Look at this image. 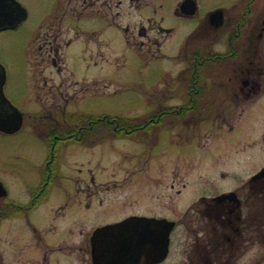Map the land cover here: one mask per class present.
Instances as JSON below:
<instances>
[{
  "label": "flooded vegetation",
  "instance_id": "flooded-vegetation-1",
  "mask_svg": "<svg viewBox=\"0 0 264 264\" xmlns=\"http://www.w3.org/2000/svg\"><path fill=\"white\" fill-rule=\"evenodd\" d=\"M17 1L21 7L18 15L21 16L19 22L14 27L0 29V32L17 29L28 19L29 10L25 2ZM123 1L126 0H50L47 12L38 19L33 27H37L41 21L46 20L49 21V24H53L55 44L52 46L50 41L47 49L53 51L55 55H59L61 52L57 37L58 39L65 38V44L68 45L70 40L78 37L77 29L82 31L81 40L86 42L96 39L112 40L114 37H119L120 34L124 35L126 41L130 36H138L139 42L135 43L138 46L136 49L152 55L159 51L167 56H175L165 51L173 49L174 42L184 38L182 49L176 54H179V58L185 64L177 69L173 80L170 79L171 73L165 72L164 92L167 94L164 97L165 105L146 113L136 122L131 118H123L124 122L110 119L107 122L112 126L105 127L102 121L95 123V120H102V118L97 117L90 120L92 117H86L77 118V123L73 125L33 129V134L43 142L44 148L41 152V164L35 167L34 185L27 187L23 181L20 185L17 184V191H20V196H24L25 200L18 201L10 198L8 184L0 181V193H2L0 194L2 198L0 221L4 225L16 221L23 224V228L27 232L26 237L15 239L17 235L6 229L4 245L0 248V261L7 258L5 255L7 247H10L9 252L12 255L10 259L17 260L21 253L19 247L28 244L33 247L35 245L43 247L42 264H49V255L70 253L76 247L81 249L82 257L86 258L85 264H89V240L92 230L83 232L82 228H78L81 223L77 217H81V213L77 216L70 210L68 211L67 207L71 203L70 200H76V204L81 209H87L90 206V197L96 193H91L92 188L90 187L96 184L95 177L92 174L87 175L89 171H85L82 167L75 168V176L69 175L67 170L71 166H67L65 163H69L68 159L92 162L94 158L100 157L102 154L97 149L98 147L94 148L96 143L108 137L118 142L117 146H120L121 151L128 152L127 160L124 157L117 162L127 161L129 164L133 157H139V161H142L143 164L148 162V165H152V162L156 161L153 160L157 156L155 153H160V160L164 163L163 177L154 179L155 188L150 183V177L144 178L145 185L140 192L145 195L146 203L155 209L151 216L165 217L175 221L171 233L178 225H184L190 231L192 229L196 233L199 232V229L192 228L193 218L191 216L204 223L205 228L203 229L208 233V241H204L199 236L193 240L194 248L203 245L200 248L209 247L211 249H203L199 253L198 258L202 260L203 264L215 262L216 249L231 250L239 246L246 224L244 209L249 208L250 216H252L255 211L253 209L255 203L257 205L255 214L259 217L262 211L264 163L240 186L224 189L216 194H201L191 200L186 204L180 218L173 219L166 215L170 200L171 205L177 208L181 196L191 184H194L195 181L205 183L194 176L188 181L176 180L172 176L169 178L168 173V168H172L175 175L184 166L194 168L196 161H190L188 157L196 158L200 154L199 146L201 147V145L195 143V140L200 133L201 120L219 119L218 117H221V113L224 112L217 111L218 108L229 107L232 109L233 105L237 103H242V116L245 111L247 113L251 110L247 111L249 104L253 106V104L264 100V59L261 58L260 51L262 49L258 42V40L262 41L264 37V0H234L230 6L213 5L209 9H204L203 0H164V2L159 1L156 4L155 1L150 2L149 0H131V4L124 7H128L130 11L137 10L140 15V20L133 23V28H130L129 23L124 25L121 23ZM62 24H71L75 28L63 29ZM185 28V32L178 34ZM150 34H154L156 38L164 39L161 43L155 41L157 45L160 43V47L155 46L154 50L143 48L145 39L149 38ZM207 39L208 41H206ZM220 42H223L224 50L216 48ZM39 49L41 50V47ZM86 51L88 50L86 49ZM166 58L168 59V57ZM170 86L180 88L179 99L173 105H169L173 101L167 102L172 98L168 96ZM215 89L221 94H211L210 90L214 92ZM24 100L27 101V99ZM24 100L23 103L21 102L22 107L25 103L29 106V103ZM22 107L8 95L6 71L4 65L0 63V122L6 127V129L0 128V133L12 134L21 130L25 112ZM229 115L230 112L226 114L228 117ZM15 119L20 120L19 126L8 130L7 126L17 125L14 122ZM221 119L223 124H216L217 126L228 125L225 123L226 118ZM55 123L57 124V120ZM93 123L96 126H92ZM219 127L217 129H220ZM227 129L231 131V126ZM37 130L38 132H36ZM178 131L191 132L187 142L180 141V139L171 140L169 135ZM244 137L246 141L243 142V147L256 144L258 150L264 151L263 129L255 133L254 136L244 134ZM178 140L179 142H175ZM183 147L187 148L185 158ZM121 151H117L116 157H121ZM169 153L171 155L177 153L175 161L170 159ZM35 155L38 156V152ZM87 155L90 158H86ZM101 157L103 158L104 154ZM255 174L257 175L253 177L252 175ZM132 184L133 187H136L133 180ZM99 185L101 187L102 183ZM155 190H157L156 193H153ZM158 190L162 191L161 194ZM55 197H58L56 198V200L58 199L57 203ZM40 210L45 227H49L46 222L51 221L53 215L61 216L63 213L64 218L60 219L61 224L58 225V229L63 231L74 228L80 235L77 245L65 244L61 240L53 243L45 242L40 230L41 223L38 222L39 225H37L36 220H32V214ZM131 215L140 214L133 213ZM44 231L54 233L53 228H46ZM171 233L166 258L170 256ZM48 241L52 240L48 239ZM186 257L189 262L194 261L190 252H187Z\"/></svg>",
  "mask_w": 264,
  "mask_h": 264
},
{
  "label": "rangeland",
  "instance_id": "rangeland-1",
  "mask_svg": "<svg viewBox=\"0 0 264 264\" xmlns=\"http://www.w3.org/2000/svg\"><path fill=\"white\" fill-rule=\"evenodd\" d=\"M23 1L29 10L28 19L17 29L0 32V63L4 65L6 71V91L20 107H22L24 99H27L24 101L29 103V106L25 103L22 107L25 112L21 130L12 134L0 133V181L8 184L10 198L18 201H24L25 198L20 196L19 190L17 191V184L20 185L23 181L27 187H32L35 181V167L41 164V152L44 145L33 134V129L73 125L77 123V118L82 119L102 114L131 118L136 122L146 113L165 105L164 97L167 95L164 92L165 72H170V79L173 80L177 69L185 64L179 58V54H176L182 49L184 38L174 42L172 51H165L175 56H167L159 51L152 55L136 49L138 46L135 43L139 42L138 36H130L126 41L124 35L120 34L119 37H114L112 40L96 39L86 42L81 40L82 31L79 29H77L78 37L70 40L68 45L65 44V38L58 39L57 37L58 47L64 53L60 52L59 55H55L53 51L47 49L50 41L52 46L55 44L53 24H49V21L46 20L41 21L37 27H33L38 19L47 12L50 0ZM149 1H155V4L159 1L164 2V0ZM233 2L234 0H203L202 5L204 9H209L213 5L230 6ZM129 4H131V0L122 3L121 23L123 25L129 23L130 28H133V23L140 20V15L137 10L130 11L128 7H124ZM157 19L159 18L157 17ZM61 27L68 30L75 28L71 24H62ZM185 30L186 28L178 34H182ZM63 32L66 33L65 30ZM155 41L161 43L164 39L156 38L154 34H150V37L145 39L143 48L154 50L155 46L160 47V43L157 45ZM258 42L262 49L260 51L261 58L264 59V37L262 41L258 40ZM223 47V42L216 45V48L224 50ZM31 86L33 88H30ZM215 90L214 92L210 90L211 94H221L217 92V89ZM179 95L180 88L170 86L168 96L172 98L167 102H173L169 105L175 104ZM249 105L247 111L251 110L247 113L245 111L242 116V103H237L233 105L232 109L229 107L218 108L217 111L224 112L221 113V117H218L219 119L201 120L200 133L195 140V143L201 145V147L199 146L200 154L196 158L188 157V160L196 161L194 168L184 166L176 175L173 174L172 168H168V173L169 178L172 176L176 180L188 181L194 176L205 183L195 181L194 184H191L181 196L177 208L171 205L172 202L169 199V209L166 211L168 217L180 218L186 204L201 194H216L221 190L240 186L264 163V151L258 150L256 144L242 146L246 141L244 134L254 136L262 129L264 131V100L253 104V106ZM229 112L228 117L226 114ZM221 118H226L225 123L228 125L217 126L223 124ZM55 120H57V124ZM103 125L106 126L109 123L104 121ZM230 126L231 131L227 129ZM218 127L220 129H217ZM190 135L191 132L178 131L177 133L172 132L169 137L171 140L180 139V141L187 142ZM175 142H179V140ZM96 144L94 148L98 147L97 149L104 154L103 158L101 154L92 162L68 159L69 163H65L67 166H71L67 170L69 175L75 176V168L82 167L85 171H89L87 175L92 174L95 177L96 184L90 187L92 188L91 193H96L90 197V206L87 209H81L76 204V200H70L71 203L69 202L70 205L67 207L68 211L70 210L77 216L81 213V217H77L81 223L78 228H82L83 232H89L103 224L120 221L133 213L141 216L154 214L155 209L146 203L145 195L140 191L145 185L144 178L150 177V183L155 188L154 179L163 177L164 163L160 160V153H155L157 156L153 160L156 161H153L152 165H148V162L143 164L142 161H139V157H133L131 163L128 164L127 161L117 162L124 157L127 160L126 157L129 155L128 152L121 151L120 146H117L118 142L111 137ZM118 150L121 151L119 158L116 157ZM182 151L185 158L187 148L183 147ZM36 152H38V156L35 155ZM169 155L171 160H176L177 153H173V155L169 153ZM86 158H90V156L87 155ZM132 180L136 187H133ZM100 183H102L101 187ZM158 191L161 194L162 191ZM56 198L58 197H55V200ZM1 203L2 198L0 197V208ZM256 208L257 205L254 203L255 211L252 216H250L249 208L243 211L246 215V224L239 246L237 245V248L231 250L216 249V259L212 264H264V200L259 217L255 214L257 213ZM40 214L41 210L34 212L32 220H36L37 225H39L38 222L42 224H40V230L45 242L53 243L61 240L65 244L77 245L80 235L74 228L63 231L58 229V225L61 224L60 219L64 218L63 213L61 216L53 215V219L46 222L49 227L43 226L45 222ZM191 217L193 218L192 228L199 229V232L196 233L195 230L191 229L190 231L184 225H178L171 233L169 258L158 264H203L198 255L205 248H200L203 245L194 248L193 240L199 236L204 241H208V233L203 229L205 228L204 223L195 220L194 216ZM46 228H53L54 233L44 231ZM6 229L17 235L15 239L26 237L27 232L23 228V224L16 221L4 225L0 221V248L4 245ZM48 239L52 241H48ZM42 248L37 245L33 247L23 244L19 247L20 258L13 260L10 259L12 258L9 252L10 247H7L5 254L7 258L0 261V264H42ZM206 249L211 250L209 247ZM81 252V249L76 247L70 253H53L49 255V264H85L86 258L82 257ZM187 252H190V255L194 257L193 262H189L187 259Z\"/></svg>",
  "mask_w": 264,
  "mask_h": 264
},
{
  "label": "water",
  "instance_id": "water-1",
  "mask_svg": "<svg viewBox=\"0 0 264 264\" xmlns=\"http://www.w3.org/2000/svg\"><path fill=\"white\" fill-rule=\"evenodd\" d=\"M20 10L16 0H0V29L14 27ZM14 122L17 125L7 126L8 130L19 126V119ZM0 128L6 129L1 122ZM173 226L166 218L132 215L97 227L90 239L92 264H156L167 255Z\"/></svg>",
  "mask_w": 264,
  "mask_h": 264
},
{
  "label": "trees",
  "instance_id": "trees-1",
  "mask_svg": "<svg viewBox=\"0 0 264 264\" xmlns=\"http://www.w3.org/2000/svg\"><path fill=\"white\" fill-rule=\"evenodd\" d=\"M91 119H93V118H90V120ZM110 119H116V120H118V121H120V120H122V119H120V118H118V117H114V118H112V117H110V116H103V118H102V120H95L96 122V124L98 123V121L100 122V121H102V122H104V121H108V120H110ZM114 123V122H113ZM80 124V123H79ZM81 125V124H80ZM102 125V124H101ZM92 126H96V125H94V123H93V125ZM110 126H112V125H110Z\"/></svg>",
  "mask_w": 264,
  "mask_h": 264
}]
</instances>
